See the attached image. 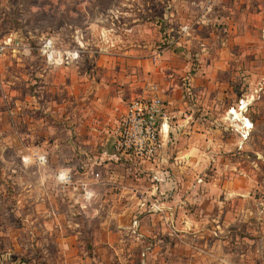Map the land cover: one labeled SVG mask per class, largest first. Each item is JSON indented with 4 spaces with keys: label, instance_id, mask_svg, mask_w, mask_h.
<instances>
[{
    "label": "crops",
    "instance_id": "crops-1",
    "mask_svg": "<svg viewBox=\"0 0 264 264\" xmlns=\"http://www.w3.org/2000/svg\"><path fill=\"white\" fill-rule=\"evenodd\" d=\"M208 3L207 23L181 33ZM114 9L109 34L97 25V38L71 42L81 47L75 65L0 59L15 98L2 109L16 119L17 143L32 147L21 157L47 159L33 162L32 216L54 226L56 264H233V239L262 238L254 225L264 223V117L250 122L263 127L253 149L244 113H230L243 95L238 75L250 63L263 75L249 32L264 29V0H117ZM153 95L166 115L157 159L115 153L128 103ZM59 172L73 182L60 186Z\"/></svg>",
    "mask_w": 264,
    "mask_h": 264
},
{
    "label": "rangeland",
    "instance_id": "rangeland-1",
    "mask_svg": "<svg viewBox=\"0 0 264 264\" xmlns=\"http://www.w3.org/2000/svg\"><path fill=\"white\" fill-rule=\"evenodd\" d=\"M116 1L0 0V44L10 38L0 55L1 61L9 56L13 58V55L19 59L27 55L38 57V45L44 38L54 37L62 46H69L72 41H82L85 36L97 38V25L107 28L105 30L109 34L114 25ZM255 26L250 29L249 37L258 40L260 46L250 44L251 55L264 53V29L261 28L262 24L255 23ZM211 33L215 38L216 34L214 36V32ZM221 34L224 36L227 33L222 31ZM256 67L250 63L249 74H243V77L238 75L235 89L236 93L242 92L243 95L242 99L241 95H237L232 103L234 110H230L232 118L240 119L241 112L244 113L242 123H246L243 125L244 130L250 134V147L253 149L259 147L252 137H258L263 127L259 122L251 127L250 122L264 117V71L260 75ZM12 70L16 72L15 68ZM6 72L7 70L3 71L0 76L3 82L6 80ZM1 82L0 80V264H56L58 258L55 252L54 226L50 228L49 223H39L32 216L33 200L39 195L33 186L36 182L32 174L34 165L31 156L29 160L21 157V149L32 147L17 143L14 126L16 119L10 114L5 115L2 109V104L12 102L14 97L7 99L9 93H5ZM16 83L15 81L13 84L14 88H17ZM254 228L259 229L262 238L233 239V248L237 247L233 254V264H264V223L254 225ZM234 229L238 235L245 231L240 224H236Z\"/></svg>",
    "mask_w": 264,
    "mask_h": 264
},
{
    "label": "built area",
    "instance_id": "built-area-1",
    "mask_svg": "<svg viewBox=\"0 0 264 264\" xmlns=\"http://www.w3.org/2000/svg\"><path fill=\"white\" fill-rule=\"evenodd\" d=\"M211 11V3L206 4L193 24L182 27L181 33L187 35L193 25H205ZM10 38L0 44V55ZM38 52L48 66L67 67L75 65L81 56V47L62 46L54 37L44 38L39 42ZM155 89V88H153ZM166 118L165 103L157 95L132 100L128 103L126 112L119 127L114 133L113 148L115 153H132L135 156L154 161L160 150L161 123ZM31 160L37 165L44 166L46 156L34 150ZM60 186L65 187L73 182L71 174L59 172L55 175ZM83 197L90 199L91 191L84 183L80 184Z\"/></svg>",
    "mask_w": 264,
    "mask_h": 264
}]
</instances>
